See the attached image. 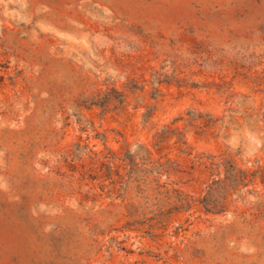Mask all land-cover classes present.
<instances>
[{"label":"rangeland","instance_id":"374dc122","mask_svg":"<svg viewBox=\"0 0 264 264\" xmlns=\"http://www.w3.org/2000/svg\"><path fill=\"white\" fill-rule=\"evenodd\" d=\"M0 264H264V0H0Z\"/></svg>","mask_w":264,"mask_h":264}]
</instances>
